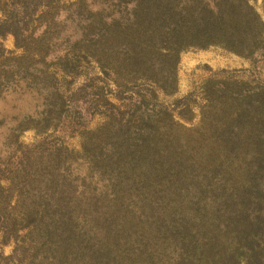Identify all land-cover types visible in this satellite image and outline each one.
<instances>
[{"label": "trees", "instance_id": "16d2710c", "mask_svg": "<svg viewBox=\"0 0 264 264\" xmlns=\"http://www.w3.org/2000/svg\"><path fill=\"white\" fill-rule=\"evenodd\" d=\"M82 1L0 0L21 51L0 44V264H264V79L158 101L189 49L264 57L255 0H116L110 18ZM102 95L116 118L66 148ZM28 129L47 134L24 146Z\"/></svg>", "mask_w": 264, "mask_h": 264}, {"label": "rangeland", "instance_id": "374dc122", "mask_svg": "<svg viewBox=\"0 0 264 264\" xmlns=\"http://www.w3.org/2000/svg\"><path fill=\"white\" fill-rule=\"evenodd\" d=\"M60 6H69L68 4L76 0H57ZM86 11L84 15H88L90 9L99 10L105 18L116 17V0H84ZM251 5L260 15L262 21L264 22V0H255L251 2ZM64 30L68 29V24L64 25ZM0 44L5 51V55L18 56L21 51L15 47V39L12 35L6 34L1 40ZM87 66V65H86ZM92 64L87 66L94 67ZM104 69L107 73L103 77V81H106L110 89H115L116 83V73L110 70L108 63H104ZM253 69V72L250 71ZM94 70V69H93ZM218 75L219 77H228L238 81H253L264 79V57H256V64L251 67V61L242 57H238L232 53L226 52L225 50L218 47H208L206 49H189L181 53L179 58V64L177 69V90L173 95L164 96L162 94L158 95V101L163 104L169 105L173 100L179 99L189 92L202 84L203 81L210 78L211 76ZM121 81V80H119ZM81 82V78L76 80V84ZM104 83V82H103ZM102 81L99 83L103 85ZM101 92V91H100ZM104 92V91H102ZM103 97V95H102ZM108 103H99V111L95 112L91 118H86V124L81 130V134L76 132L73 135L64 138V146L75 152L81 151L84 137H91L98 135L96 130L104 132L108 128V120L113 117L116 118V106L119 102L116 97L106 95ZM104 103V101H102ZM111 104V105H110ZM199 105H203L201 100ZM198 107L195 108L194 113L196 116L191 121L179 120V122L184 126V128H190L195 126L199 121V116L197 115ZM107 125V126H106ZM106 126V127H105ZM90 136H88L89 134ZM46 132H37L35 129H28L20 133L18 136V142L22 145H31L46 135ZM1 143V142H0ZM1 241V236H0ZM14 250V243L10 241L9 243L3 245L0 242V254L3 256H8L12 254Z\"/></svg>", "mask_w": 264, "mask_h": 264}]
</instances>
